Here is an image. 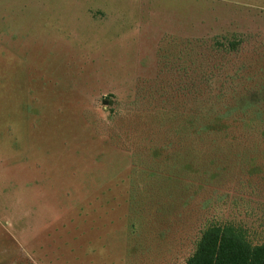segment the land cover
Wrapping results in <instances>:
<instances>
[{"label":"rangeland","instance_id":"374dc122","mask_svg":"<svg viewBox=\"0 0 264 264\" xmlns=\"http://www.w3.org/2000/svg\"><path fill=\"white\" fill-rule=\"evenodd\" d=\"M218 77L264 85V0H0V264H185L228 219L263 241L264 122L215 144L144 100Z\"/></svg>","mask_w":264,"mask_h":264},{"label":"trees","instance_id":"16d2710c","mask_svg":"<svg viewBox=\"0 0 264 264\" xmlns=\"http://www.w3.org/2000/svg\"><path fill=\"white\" fill-rule=\"evenodd\" d=\"M226 40L227 43H219L216 40L214 44L218 45L219 49L225 47L229 52L238 50L239 40L233 38H226ZM210 78L207 77L208 83H210ZM244 79L246 78L244 77ZM218 80L220 87L215 95H209L212 94L210 90L208 91L206 86L197 81L191 79L184 82L182 79H178L177 82L164 84L170 91L165 90L161 84L158 85L156 92L153 87H150L152 91L147 96L144 95V100H151L152 108L155 110H160V107L156 106L160 98H163L174 109L184 108L185 102H191L185 121L187 130H191V135L195 138L215 144L229 142L231 145L236 138L233 137L234 124L244 123L245 127L241 135H243L242 139L248 142L256 137L255 129L248 125V122L253 121L252 116L254 115L261 124L264 122V100L253 101L252 98L254 94L261 93L264 98V85L254 89L247 87L246 81H244L243 88L238 91L235 87L236 77H218ZM252 103L256 107L254 113H252L253 109L250 105ZM216 104L218 107L215 106ZM178 112L180 111H176V113ZM180 113L181 116L185 115ZM258 129L256 130L257 137L264 139V127ZM171 142L172 140L168 139L166 145ZM183 143L184 140L181 139L179 145L181 146ZM219 147L218 145V157H221ZM157 150L159 152L168 151L169 147H162V151L158 148ZM246 153L247 149L243 154ZM154 156L156 157V155ZM222 168L226 171V167L222 166ZM254 168L249 169L251 174H254ZM200 232L195 249L187 257L185 264H264V240L260 242L252 240L250 238L251 230L249 231L245 225L228 219L203 225Z\"/></svg>","mask_w":264,"mask_h":264}]
</instances>
